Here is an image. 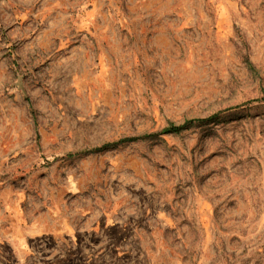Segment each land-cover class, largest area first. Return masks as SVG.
I'll list each match as a JSON object with an SVG mask.
<instances>
[{
    "label": "rangeland",
    "instance_id": "obj_1",
    "mask_svg": "<svg viewBox=\"0 0 264 264\" xmlns=\"http://www.w3.org/2000/svg\"><path fill=\"white\" fill-rule=\"evenodd\" d=\"M0 264H264V0H0Z\"/></svg>",
    "mask_w": 264,
    "mask_h": 264
},
{
    "label": "trees",
    "instance_id": "obj_2",
    "mask_svg": "<svg viewBox=\"0 0 264 264\" xmlns=\"http://www.w3.org/2000/svg\"><path fill=\"white\" fill-rule=\"evenodd\" d=\"M248 66H250L251 63H249V61H247ZM192 122V120L186 119L183 120L180 123H176L173 121H168L164 126H162L157 132L155 133H149V135H153V134H168V133H177L179 132L181 129H183L184 127H186L188 124H190ZM145 136L147 135H141V136H131V137H123L120 138L119 141H133L136 140L137 138H145ZM107 143H102L100 145L85 149L84 151H88V152H95V151H99L101 149H103L106 146Z\"/></svg>",
    "mask_w": 264,
    "mask_h": 264
}]
</instances>
